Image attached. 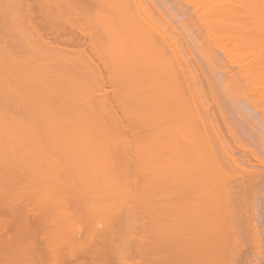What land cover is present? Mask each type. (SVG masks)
<instances>
[{"label": "bare ground", "instance_id": "6f19581e", "mask_svg": "<svg viewBox=\"0 0 264 264\" xmlns=\"http://www.w3.org/2000/svg\"><path fill=\"white\" fill-rule=\"evenodd\" d=\"M145 1L0 0V264H227L228 205L264 178V0Z\"/></svg>", "mask_w": 264, "mask_h": 264}, {"label": "rangeland", "instance_id": "374dc122", "mask_svg": "<svg viewBox=\"0 0 264 264\" xmlns=\"http://www.w3.org/2000/svg\"><path fill=\"white\" fill-rule=\"evenodd\" d=\"M147 1V0H146ZM145 1V2H146ZM149 1V0H148ZM163 1H165V0H163ZM162 0H161V5H160V7H159V0H157V1H151V2H153V3H155V4H158L157 6H158V8H159V11L161 10V11H163L162 12V14L164 15H166V13H167V11H166V7H165V5H166V3L167 4H169V1L168 0H166V2L165 3H162L163 2ZM170 1H172V0H170ZM177 1V0H176ZM179 1H182L183 2V0H179ZM218 1H220V0H218ZM221 1H223V0H221ZM225 1V0H224ZM227 1V0H226ZM225 1V2H226ZM234 1H236V3H240V4H238V5H244L243 4V0H242V3H241V1L240 0H234ZM238 1H240V2H238ZM142 2H143V4H144V6L146 5V3H144V0H142ZM150 2V1H149ZM181 2V3H182ZM202 2H204V1H201V3ZM225 2H223V3H225ZM228 3H230V2H233L232 0H230V2H229V0L227 1ZM205 4H206V2H204ZM234 3V2H233ZM162 4H163V6H162ZM183 5V7H185V8H189V11H190V9L191 10H193V7L192 6H189V7H187L184 3H182ZM225 4H227V3H225ZM231 4V3H230ZM229 4V5H230ZM150 5H152L151 3H150ZM228 5V4H227ZM228 5V6H229ZM147 6V5H146ZM231 7L232 6H234L235 7V5L234 4H231L230 5ZM229 6V7H230ZM151 7V6H150ZM163 7V8H162ZM165 7V8H164ZM240 7V6H239ZM245 7V5L243 6V8ZM241 8V7H240ZM241 10H242V8H241ZM155 11V10H154ZM153 11V14H155V12ZM160 11V12H161ZM166 11V12H165ZM165 12V13H164ZM171 14V13H170ZM178 14V13H177ZM156 16H157V14H155ZM159 15V14H158ZM164 15V16H165ZM172 15V14H171ZM171 15H169L168 13H167V15L165 16V17H167L168 18V20H171L172 21V19L170 18V17H172ZM155 16V17H156ZM170 16V17H169ZM178 16V15H177ZM241 17H239L238 19H240V21H241V18H243L244 17V15H243V17H242V14L240 15ZM158 17V16H157ZM178 18H180V17H178ZM194 18V17H193ZM228 16H227V18H226V16H225V18L224 19H226V20H224L223 19V17H222V19H219V20H221V22H227V23H229V24H232V23H230L229 21H231V20H233L231 17V20H229L228 21ZM245 18H249L248 16L247 17H244L243 19H245ZM161 19H163V18H161ZM238 19H234V21L236 22ZM242 19V20H243ZM250 19V18H249ZM249 19L248 20H246L247 22H250L249 21ZM165 20V19H164ZM194 20H195V18H194ZM217 20V19H216ZM251 20V19H250ZM243 21H245V20H243ZM244 22V23H247V22ZM165 22V21H164ZM233 22V21H232ZM237 23H239L238 21H237ZM244 23H239V24H244ZM235 24V23H234ZM178 26V25H177ZM176 26V24H175V27L177 28V33H179L180 32V28H178ZM203 29V28H202ZM145 30V29H144ZM179 31V32H178ZM203 32H205L204 30H202ZM221 31V30H220ZM218 32V30L217 31H215L216 33H213V35H212V37L214 38L215 37V35L217 34V33H219V34H221L222 32V35L220 36V35H216V39H218V37H220V38H222V39H220V41H222V42H226V40L224 41V39H227V38H231L232 37V35L233 34H231V36H230V33H228V35L229 36H227V34L225 33L226 31L225 30H223L222 32ZM225 31V32H224ZM232 31V30H231ZM230 30H229V32H231ZM174 32V31H173ZM182 32V31H181ZM202 32V33H203ZM233 32V31H232ZM176 33V32H175ZM174 33V34H175ZM195 33H197V32H195ZM235 34H237L238 33V31H237V33H236V31L234 32ZM224 34H226V37H225V35ZM181 36L183 35L184 36V34H183V32H182V34H180ZM204 35H205V33H204ZM238 35H239V38L241 39V37L240 36H242L241 35V33H238ZM238 35L236 36H234V37H232V39L229 41L228 39H227V42H229L230 43V45L232 46V48H233V50H234V47H233V44H232V40L233 39H236L235 37H238ZM175 36V35H174ZM183 36H182V38H183ZM224 36V37H223ZM2 37H4V36H2ZM2 37L0 38V41H1V39H2ZM177 38H179V36L177 37ZM184 38L186 39V36H184ZM224 38V39H223ZM238 38V39H239ZM4 39V38H3ZM2 39V40H3ZM179 40H182V39H180L179 38ZM178 40V41H179ZM184 40V39H183ZM179 42H181V41H179ZM185 42V41H184ZM186 42H188V40L186 39ZM226 42V45L228 46L229 45V43H227ZM179 45H180V43H179ZM229 45V46H230ZM228 46V49H230V47ZM241 46V45H240ZM242 47V46H241ZM193 51L195 52V49H193ZM230 51H231V53L233 52L232 51V49H230ZM184 52V51H183ZM182 52V54L185 56V59L188 57V56H186L185 55V53H183ZM234 52H235V50H234ZM217 53H219V54H216L217 56H221L220 58H222L223 59V57L225 58V55L224 54H222V53H220L219 52V50H217ZM195 54V57H196V59H197V63H199V66H201V67H199L198 68V70L201 68V69H206L205 71L204 70H202V71H204L203 73H202V71H201V69L199 70L200 72H201V75H202V78H203V74H204V76H207L206 77V79L208 78V80H204L205 82H206V84H205V86L206 87H210V86H212V87H210V88H213L215 91L214 92H216L220 87H222L223 88V90H224V92H226L227 93V91H225V87H227L225 84L226 83H224V82H227L228 83V85L230 84V82H228L229 80V78L226 80V81H223L224 80V78L222 79V77H220V76H218V75H216V76H218V77H213L212 76V74L211 73H209V68L207 69V66L205 65V64H207L208 65V67L210 66V63H209V61H206V60H203V61H201L202 60V58H200V56L198 57V54L195 52L194 53ZM193 54V55H194ZM234 54V53H233ZM233 54H231L232 56H233ZM237 54H235L234 56H236ZM212 56V55H211ZM238 56V55H237ZM195 57L193 58V60L195 59ZM214 57H216V56H214ZM189 58V57H188ZM198 59H200V60H198ZM212 59V58H211ZM188 60V59H187ZM193 60H191V63L193 62ZM212 60H214V58L212 59ZM211 60V61H212ZM225 61H226V59H224ZM215 61H217V57L215 58V60H214V62ZM195 62V61H194ZM206 62V63H205ZM190 63V62H189ZM196 62L193 64V65H195V67L198 65ZM190 65H192V64H190ZM203 65H205V66H203ZM230 68H232L231 70L232 71H237V66H233V67H230ZM206 73L208 74V75H206ZM214 73V72H213ZM216 73V72H215ZM217 74V73H216ZM211 75V76H210ZM221 78V82H219V80H220V78ZM218 78H219V80H218ZM212 80V82H211V80ZM231 79V78H230ZM218 80V81H217ZM239 80H241V79H239ZM218 82V83H217ZM234 82H236V81H234ZM240 82H244V80L243 81H240ZM209 83H210V85H209ZM212 83V84H211ZM216 83V84H215ZM241 83V84H242ZM240 84V86H242ZM30 85V84H29ZM216 85V86H215ZM220 85V86H219ZM223 86H225V87H223ZM243 87H245V84L243 85ZM107 88L109 89L110 88V86L108 87L107 86ZM221 88V89H222ZM217 93L219 94L220 93V95L221 96H219L221 99H223V100H221L220 98V100H219V102H217V104L219 103L220 105H225L226 106V108L224 107V106H222V108H225L224 110L225 111H223V112H225L226 113V116H228L227 118H229V121H231L232 119V121H234V119H236V117H237V112L238 111H241V112H238V114H239V116H240V120H239V122H240V126H242L243 125V127H246V123H245V119H243V118H247V117H242V116H244V114L241 116V114L240 113H242V112H244L245 111V109L243 108V110L241 109V110H238V108H233V107H231V105L232 106H235V103H233V102H230L229 100H230V98H228V97H226V99H225V96L226 95H223L221 92H220V90H218L217 91ZM229 99V100H228ZM226 100H228L229 102H227ZM211 103H213V102H210V103H207L206 105H208V106H210V104ZM223 103V104H222ZM232 108L235 110V111H237L236 112V115L234 114L235 112H234V110L232 111ZM240 109V108H239ZM248 110V109H247ZM120 114V113H119ZM225 115V114H224ZM85 117H86V119L88 120V118H87V116H85V115H83V116H81L80 117V119L82 120V118H84V120L83 121H86V119H85ZM242 117V118H241ZM231 119V120H230ZM241 119H243V121H241ZM231 121V122H232ZM242 122H243V124H242ZM245 125V126H244ZM244 134H242V136H243ZM86 136V135H85ZM244 136H247V135H244ZM85 141L88 139V136L85 138V137H82ZM81 138V139H82ZM243 138V137H242ZM81 140L82 142H84V140ZM247 139H249L248 138V136L245 138V140H247ZM243 140H244V138H243ZM249 140H247V142H248ZM150 145H152V144H150ZM153 147V150L151 149ZM149 150L151 151H148V152H150V154H156L155 152H159V150H158V148H156V145H153ZM256 147H259L260 148V150H259V148H257L260 152V156L261 157H264V148L263 149H261L262 148V146H260V145H258L257 146V143H256ZM155 149V150H154ZM157 149V150H156ZM263 150V151H262ZM241 152V151H240ZM263 152V153H262ZM173 153V152H172ZM171 153V154H172ZM262 153V154H261ZM153 154V155H154ZM174 154V153H173ZM240 155V156H239ZM236 156L237 157H241V158H239V160L240 159H242V157L244 158V155L242 154V153H237L236 154ZM208 159H209V157H207ZM207 158H204V160L203 159H198V160H195L196 162H192V161H190V163H188L187 165H188V168H193L194 166H192V165H194L195 163L197 164V166L199 165V167H197L196 166V164H195V169L196 168H202L203 169V167L205 168L204 170H210V171H212L213 169L211 168L212 166H213V168H214V170H215V168L217 169L218 167H220L221 168V164H218V165H220V166H217V164H216V166L214 167V164L211 162V164H209V162H208V160H207ZM202 160V161H201ZM207 160V161H206ZM198 161H200V162H203L204 164H206V165H204L203 163H199ZM241 161H243V159L241 160ZM207 162H208V164H207ZM255 162L258 164V162L255 160ZM194 163V164H193ZM162 164V163H161ZM160 163H158V167H157V163L156 164H154V167L153 168H155V169H157L158 168V170H159V168L161 167L162 168V166H165L164 164H162L161 165ZM203 164V165H202ZM202 165V166H201ZM129 166V165H128ZM156 166V167H155ZM191 166V167H190ZM211 166V167H210ZM259 166V167H258ZM261 165H257V167L258 168H262V166L260 167ZM123 169L125 168V169H129V168H131V167H128L127 168V166H125V167H122ZM165 168H167L166 166H165ZM164 167L162 168V169H165ZM193 168V169H194ZM207 168H210V169H207ZM162 169H160V170H162ZM219 169V168H218ZM225 169L227 170V172H228V169L225 167ZM206 173V172H205ZM209 174L210 173H206V176H208V177H210L209 176ZM207 177V178H208ZM260 178V177H259ZM262 181L261 182H256V185H255V188H254V186H252V188L250 187V190L249 189H247V191L245 192V197H243V199H237L235 196H234V194L235 193H233V192H235L236 190L235 189H237V188H235V185H236V182L234 181L232 184H233V186H231L230 185V187H233V188H229V186H227V189H226V192L228 191V192H231V193H233V196H234V200H238V201H234V205H231V206H235V207H237V209L235 210V207H232L231 208V206L230 205H228L229 206V208H227V211H226V213L228 212V210H230L229 211V213H232L233 211H235L234 213H236L235 215L236 216H239V218L238 217H235V216H233L234 215V213L231 215L232 216V218L234 217L235 218V220H233V219H231L232 221H229V222H231L232 224H235V223H237V224H235L234 226L233 225H231V227H232V229L231 228H229L230 226H229V223L227 224V226L226 227H228L229 229H227V230H225V231H228L229 232V230H230V232H229V234L231 235V240H230V238H229V240H230V242H231V245H226V244H230L229 243V241L228 242H224V244H222V250L221 251H224V253L226 254H224L225 256H223V261L221 260V258H219V260H221V262H224V257L226 258L225 259V262L227 263V264H264V178L262 177ZM260 180H261V178H260ZM238 181H241L240 179L238 180ZM237 181V182H238ZM254 181V180H253ZM124 183V182H123ZM188 183H189V185L190 184H193V182H187V186H188ZM241 183V182H240ZM235 184V185H234ZM169 185H172V184H169ZM237 187V186H236ZM257 188V189H256ZM234 190V191H233ZM261 191V192H260ZM263 191V192H262ZM224 192V191H223ZM220 193V192H219ZM225 193V192H224ZM246 193H247V195H246ZM254 193H255V195H254ZM214 194H215V196H217V193L216 192H214ZM251 194H253V196L251 195ZM218 195H220V196H217L216 198H214V202H213V198H211V196L209 197V196H207V195H205V194H203L202 195V197L206 200H204V202H203V200H202V197H200L201 199L199 200V205H197V206H199V207H203V206H208V207H210L209 206V202L211 201H208L209 199L208 198H211L212 199V204H215L216 206H214V205H211V207L212 208H215V211H216V213H220V212H217V209L219 210V207H217V203H215V202H217V198L219 199V197L220 198H222L223 199V194L221 195V194H218ZM260 195V196H259ZM207 196V197H206ZM248 196V197H247ZM250 196H252L251 198H250ZM259 197V198H258ZM219 200V203L220 204H218L219 206L220 205H223L224 204V199L223 200ZM247 200V201H246ZM248 200H249V202H248ZM200 201H201V203H203V204H201V206H200ZM208 201V202H207ZM220 201H224V202H222L223 204H221V202ZM233 201V200H232ZM252 201V202H251ZM207 202V203H206ZM238 202H240V203H238ZM247 202V203H246ZM251 202V203H250ZM243 203V204H242ZM263 203V204H262ZM205 204V205H204ZM238 204V205H237ZM239 204H240V206H239ZM242 204V205H241ZM247 204V205H246ZM243 205H246L245 207L243 206ZM252 205V206H251ZM214 206V207H213ZM225 206V204L221 207L222 209H223V207ZM227 206V207H228ZM257 206V207H256ZM244 207V208H243ZM247 207V208H246ZM253 207H255L254 209H253ZM239 209V211H237ZM221 210V209H220ZM219 210V211H220ZM224 210V209H223ZM246 210V211H245ZM249 210V211H248ZM222 211V210H221ZM232 211V212H231ZM243 211V212H242ZM255 211V212H254ZM260 211V212H259ZM239 212V213H238ZM247 212V213H246ZM222 213H225L224 211H222ZM246 215H245V214ZM260 213V214H259ZM262 213H263V215H262ZM238 214V215H237ZM241 214V215H240ZM252 214H253V216H252ZM255 214V215H254ZM258 214V215H257ZM231 216H230V218H231ZM240 216H241V219H240ZM250 216H252L253 218H251ZM216 217H218V216H216ZM257 217V218H256ZM237 218V219H236ZM247 218V219H246ZM249 218V219H248ZM219 219V218H218ZM217 219V220H218ZM246 219V220H245ZM250 219H253V220H250ZM217 220H215V223H219L220 224V219L217 221ZM248 220V221H247ZM258 220V221H257ZM203 221V222H202ZM207 220L205 219V221L204 220H201V222L202 223H204L203 225H205V224H207V222H206ZM223 221V220H222ZM237 221V222H236ZM252 221V222H251ZM98 222V221H97ZM201 222H199V225H202V223ZM206 222V223H205ZM212 222H214L213 220H212ZM239 222V223H238ZM98 223H100V222H98ZM104 223V222H103ZM201 223V224H200ZM222 223V222H221ZM230 223V224H231ZM241 225V226H240ZM247 225H248V227H247ZM254 225V226H253ZM260 225V226H259ZM234 227V228H233ZM262 227V228H261ZM235 228H237V229H235ZM261 228V229H260ZM260 229V230H259ZM236 231V235H235V232H233L232 233V231ZM240 230V231H239ZM248 230H250V231H248ZM224 231V232H225ZM238 231H239V233H238ZM244 231H246V232H244ZM228 232H226L225 233V235H227V233ZM263 232V233H262ZM232 233V234H231ZM244 234V235H243ZM233 235V236H232ZM248 235H250V236H248ZM228 236V235H227ZM247 237V238H245V237ZM226 237V236H225ZM224 237V240H228V239H226V238H228V237H226L225 238ZM230 237V236H229ZM254 237V238H253ZM206 238V240H207V242H205L206 240L204 239H200L201 240V242L203 241L204 243H207V244H209L212 240V237H205ZM239 238V239H238ZM241 238V239H240ZM244 238V239H243ZM253 238V239H252ZM256 238V239H255ZM259 238V239H258ZM238 239V240H237ZM251 239V240H250ZM199 240V241H200ZM233 240H234V242H233ZM244 240V241H243ZM209 241V242H208ZM238 243H237V242ZM236 243V244H235ZM119 244V243H118ZM232 244H234V246L232 245ZM245 246H244V245ZM249 244V245H248ZM242 245H243V247H242ZM257 245V246H256ZM229 246V247H228ZM232 246V247H231ZM119 247H120V245H119ZM235 247V248H234ZM248 247V248H247ZM254 247V248H253ZM226 248V249H225ZM228 248H230V250L228 249ZM224 249V250H223ZM233 249H234V251H233ZM240 249V250H239ZM213 250H215V249H213ZM212 250V251H213ZM219 252V253H221V251H219L218 249L216 250V252ZM230 251V252H229ZM209 252V251H208ZM211 252V251H210ZM209 252V253H210ZM216 252H214V253H216ZM205 253H207V251L205 252ZM212 253V252H211ZM211 253L209 254V256L211 255ZM219 253H217V256H219L218 254ZM228 253V254H227ZM236 253V254H235ZM242 253V254H241ZM255 253V254H254ZM222 254L223 253H221V256H222ZM230 254V255H229ZM240 255V256H236V255ZM205 255H207V254H205ZM236 257H235V256ZM246 255V256H245ZM254 255V256H253ZM213 256L215 257V255L214 254H212L210 257L211 258H213ZM217 256L215 257L216 259H217ZM227 256V257H226ZM231 256V257H230ZM232 256L235 258H233L234 260H232ZM251 256V257H250ZM257 256V257H256ZM220 257V256H219ZM250 257V258H249ZM230 259V260H228V259ZM213 260V259H212ZM237 261V262H236ZM238 261L239 262H241V263H238ZM218 262H220V261H218ZM224 262V263H225ZM211 263H213L212 261H211Z\"/></svg>", "mask_w": 264, "mask_h": 264}]
</instances>
